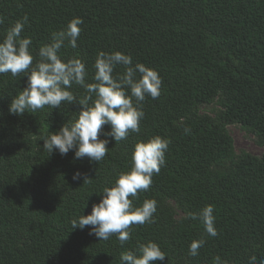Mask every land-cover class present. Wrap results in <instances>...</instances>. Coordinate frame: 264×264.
I'll list each match as a JSON object with an SVG mask.
<instances>
[{
	"label": "trees",
	"instance_id": "trees-1",
	"mask_svg": "<svg viewBox=\"0 0 264 264\" xmlns=\"http://www.w3.org/2000/svg\"><path fill=\"white\" fill-rule=\"evenodd\" d=\"M25 16L21 35L32 39L33 63L54 33L80 17L77 48L65 41L60 56L84 60L87 83L94 82L97 54L119 51L133 65L156 70L162 86L157 99L142 102L140 132L111 140L96 163L75 159L74 151L61 156L41 148L48 132L76 120L78 103L11 114L27 77L0 74V264H121L123 252L138 253L149 241L166 254L155 264H216V257L221 264H249L252 256L264 264V157L213 171L234 153L229 125L257 131L264 144V0H0V40ZM123 71L117 66L114 74ZM70 90L78 100L87 95L79 85ZM221 94V116H196ZM156 136L170 142L165 165L133 202L139 207L155 199L153 222L132 225L123 245L115 235L108 241L89 235L90 226L73 230L71 221L91 214L104 187L130 170L135 145ZM77 171L91 183L73 181ZM168 200L187 216L211 205L218 234L209 235L200 219L176 224ZM194 240L204 241L195 257L189 255Z\"/></svg>",
	"mask_w": 264,
	"mask_h": 264
},
{
	"label": "clouds",
	"instance_id": "clouds-1",
	"mask_svg": "<svg viewBox=\"0 0 264 264\" xmlns=\"http://www.w3.org/2000/svg\"><path fill=\"white\" fill-rule=\"evenodd\" d=\"M3 22L0 17V24ZM27 22V16L16 21L0 40V74L10 72L17 76L24 73L27 77L26 87L12 98L9 112L22 116L45 106L59 109L64 102L78 103L80 111L76 120L64 124L55 133L48 132L47 138L42 139L41 148L49 154L58 152L61 156L74 151L75 159L100 162L107 155L111 140L123 141L131 133L140 132L144 118L142 102L148 96L152 99L160 96L161 77L156 70L141 63L133 65L130 55L101 51L93 65L94 82L87 83L85 61L77 57L63 60L60 56L65 41L71 48H77L82 31L80 25L83 24L80 17H74L65 30L54 33L52 42L39 48V59L33 63L36 57L31 50L32 39L21 35ZM117 66H123L122 74H114ZM74 84L83 87L87 95L78 100L70 90ZM104 126H109L110 131H103ZM169 143L168 139L160 136L137 143L131 155L130 170L121 172L113 186L104 187L100 202L92 205L91 214L73 219L72 229L84 230L90 226L89 235L103 241L115 235L123 245L131 239L132 225L152 223L157 201L145 199L139 207L133 202L138 199V193L150 189L152 177L158 175L165 165ZM72 179L83 180V183H91L92 180L79 171L73 174ZM213 213L214 208L208 205L199 214L188 213V218L200 219L205 231L215 237L218 233ZM203 245V240H194L189 246V255L197 256ZM165 259L166 254L151 241L140 245L138 253L129 250L120 256L121 264H155ZM215 259L216 264H221L219 257ZM255 261L256 257L252 256L249 264H255Z\"/></svg>",
	"mask_w": 264,
	"mask_h": 264
},
{
	"label": "rangeland",
	"instance_id": "rangeland-1",
	"mask_svg": "<svg viewBox=\"0 0 264 264\" xmlns=\"http://www.w3.org/2000/svg\"><path fill=\"white\" fill-rule=\"evenodd\" d=\"M224 95L221 94L216 100L210 104L202 106L195 114L197 117H219L225 112L222 101ZM226 133L234 143V153L231 158L215 163L213 171L225 172L231 170L234 165L244 157H252L261 160L264 157V144L262 136L254 130L248 129L246 126L235 123L226 128ZM167 204L175 213V223L188 220L187 214L179 207V205L171 200Z\"/></svg>",
	"mask_w": 264,
	"mask_h": 264
}]
</instances>
